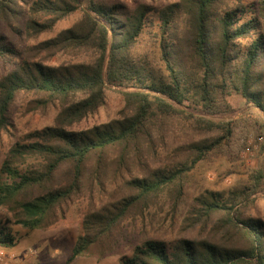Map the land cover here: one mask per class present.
Wrapping results in <instances>:
<instances>
[{
  "label": "trees",
  "instance_id": "obj_1",
  "mask_svg": "<svg viewBox=\"0 0 264 264\" xmlns=\"http://www.w3.org/2000/svg\"><path fill=\"white\" fill-rule=\"evenodd\" d=\"M109 87L123 98L119 116L77 128ZM21 94L34 96L31 111L58 106L56 123L10 145L0 165V208L27 230L49 229L87 198L66 264L84 255L103 258L114 252L126 219L143 217L162 198L174 214L189 171L230 145L247 120L244 111L256 112L264 136V0H146L133 7L0 0V136L13 126L11 109ZM175 123L192 139L171 149L173 163L150 167ZM132 168L140 175L95 204L94 189L104 191L110 173L124 179ZM257 192L264 193V163L227 197L199 194L180 235L147 236L121 264H264V219L243 211ZM195 228L199 235H187ZM18 243L0 221V249Z\"/></svg>",
  "mask_w": 264,
  "mask_h": 264
},
{
  "label": "rangeland",
  "instance_id": "obj_2",
  "mask_svg": "<svg viewBox=\"0 0 264 264\" xmlns=\"http://www.w3.org/2000/svg\"><path fill=\"white\" fill-rule=\"evenodd\" d=\"M119 1L133 7L137 2L146 0H110ZM246 2L252 0H243ZM79 18V13L63 21L57 30L65 28ZM142 46L146 48L147 40L143 39ZM140 47V48H142ZM34 99L33 95L21 94L17 97L11 109V119L13 126L8 133L0 136V165L6 156L10 145L20 140L21 137L36 128L56 123L58 106L48 104L36 110H28V102ZM124 105L122 96L109 87L105 91L104 103L93 114L86 117L77 128H86L94 124H99L119 116V112ZM240 103H236L238 109L234 119H239L242 112ZM243 115L247 120L244 124L236 126L233 140L224 150L210 154L204 160L198 162L188 173L180 203L174 214L171 215L172 205L168 198H162L151 206L143 215L136 218L126 219L120 232L117 235L114 252L103 258L92 255L79 256L69 264H121L122 259L131 255L135 245L139 244L147 236L157 237L164 240H172L183 232L182 224L188 211L195 205L196 197L205 191L221 192L227 197L232 191L239 190L248 184V174L250 170L264 163V144L258 142L257 137L262 135L256 129V120H259L256 112L246 110ZM248 113V114H246ZM188 129L182 130L177 123L174 131L166 139V149L158 148V157L149 161L152 168L164 166L175 155L171 150L174 146L187 143L192 139ZM263 136V135H262ZM264 137V136H263ZM240 143V144H238ZM251 146L252 154L246 153V147ZM241 148L238 150V147ZM170 160V161H169ZM139 168L124 170V179L110 173L105 180V190L94 189L95 204L102 200H108L118 196L123 190V180L132 176L140 175ZM254 202L243 209L245 215L258 216L264 219V193L257 192L251 195ZM89 202L84 198L79 203L71 207L65 219L49 229L27 230L20 225L14 224L11 215L0 208V221L11 226L15 235L19 238L22 250L34 249L35 254L29 255L27 264H66V259L71 253V249L81 231V219L83 212L88 208ZM201 233L200 228H195L187 233L197 236ZM18 243V245H20Z\"/></svg>",
  "mask_w": 264,
  "mask_h": 264
},
{
  "label": "built area",
  "instance_id": "obj_3",
  "mask_svg": "<svg viewBox=\"0 0 264 264\" xmlns=\"http://www.w3.org/2000/svg\"><path fill=\"white\" fill-rule=\"evenodd\" d=\"M264 137L262 135L257 137L258 142H262ZM246 153L252 154L253 149L249 145L246 147ZM29 255H34L35 250L29 249L28 251ZM0 264H22L21 259L19 258V255L14 250H8V249H0Z\"/></svg>",
  "mask_w": 264,
  "mask_h": 264
},
{
  "label": "crops",
  "instance_id": "obj_4",
  "mask_svg": "<svg viewBox=\"0 0 264 264\" xmlns=\"http://www.w3.org/2000/svg\"><path fill=\"white\" fill-rule=\"evenodd\" d=\"M12 250L16 251V253L19 255V258L21 259L22 264H27V259H29V254H28V251L22 250V245L21 244L17 245Z\"/></svg>",
  "mask_w": 264,
  "mask_h": 264
}]
</instances>
